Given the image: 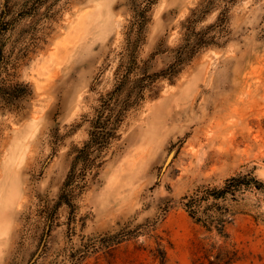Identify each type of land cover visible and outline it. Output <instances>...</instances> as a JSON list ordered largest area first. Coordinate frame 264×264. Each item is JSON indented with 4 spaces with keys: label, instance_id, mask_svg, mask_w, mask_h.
<instances>
[{
    "label": "rangeland",
    "instance_id": "1",
    "mask_svg": "<svg viewBox=\"0 0 264 264\" xmlns=\"http://www.w3.org/2000/svg\"><path fill=\"white\" fill-rule=\"evenodd\" d=\"M131 1L9 0L16 22L6 50L26 53L14 79L28 94L0 108V264H29L35 255L32 264H51L70 251L83 254L79 264H208L205 242L235 251L228 264H264V190L237 201L227 238L179 204L239 172L253 170L264 182V0H238L219 44L157 80L88 176L74 215L61 205L49 226L46 206L88 136L85 118L114 82ZM201 1L152 5L139 49L150 72L173 62ZM218 10L195 29L213 23Z\"/></svg>",
    "mask_w": 264,
    "mask_h": 264
},
{
    "label": "trees",
    "instance_id": "2",
    "mask_svg": "<svg viewBox=\"0 0 264 264\" xmlns=\"http://www.w3.org/2000/svg\"><path fill=\"white\" fill-rule=\"evenodd\" d=\"M156 1H131L132 14L126 25L124 47L114 69V82L106 93L99 96L93 114L85 118L88 136L82 145L73 149L59 195L51 207L46 206L49 226L61 205L67 206L69 213L74 215L75 199L87 187L88 176L98 173L103 157L118 138L127 114L147 98L148 91L157 80L176 75L185 61L192 59L200 50L219 44V39L226 32L229 11L238 0H202L185 20L183 42L176 47L173 62L160 71L150 72L147 61L139 59V49L145 39L144 28L149 21V11ZM8 4L9 0H5L0 9V108L16 107L17 101L28 94L27 84L14 79L19 59L26 53L14 55L13 50H6L7 33L12 31L16 22L14 18H8ZM213 9H219L216 20L196 30L195 24ZM246 190H264V182L253 170L234 174L224 179L221 185L198 187L181 196L179 204L196 224L227 238L226 228L236 213L234 205ZM202 251L208 264H228L238 259L235 251L217 246L215 242H205ZM82 257L83 254L70 251L66 258L51 264H79Z\"/></svg>",
    "mask_w": 264,
    "mask_h": 264
},
{
    "label": "water",
    "instance_id": "3",
    "mask_svg": "<svg viewBox=\"0 0 264 264\" xmlns=\"http://www.w3.org/2000/svg\"><path fill=\"white\" fill-rule=\"evenodd\" d=\"M174 151H171L169 156L167 157L166 161H165V165L169 162V160L171 159L172 155H173ZM164 165V167H165ZM36 255L33 257V259L29 262V264H32V262L35 260Z\"/></svg>",
    "mask_w": 264,
    "mask_h": 264
}]
</instances>
